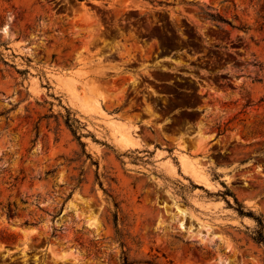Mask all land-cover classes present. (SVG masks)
I'll return each mask as SVG.
<instances>
[{
    "label": "rangeland",
    "instance_id": "obj_1",
    "mask_svg": "<svg viewBox=\"0 0 264 264\" xmlns=\"http://www.w3.org/2000/svg\"><path fill=\"white\" fill-rule=\"evenodd\" d=\"M0 264H264V0H0Z\"/></svg>",
    "mask_w": 264,
    "mask_h": 264
},
{
    "label": "trees",
    "instance_id": "obj_2",
    "mask_svg": "<svg viewBox=\"0 0 264 264\" xmlns=\"http://www.w3.org/2000/svg\"><path fill=\"white\" fill-rule=\"evenodd\" d=\"M69 125V124H68ZM234 197V196H233ZM234 199L236 200V198L234 197ZM115 205L117 206V204L115 203ZM240 213L242 214H247V215H250V216H253V213L249 210L247 212H243V211H240ZM254 218L256 220L259 221V218L257 216H254ZM113 219H114V224L116 225L117 224V212L115 211L114 214H113Z\"/></svg>",
    "mask_w": 264,
    "mask_h": 264
}]
</instances>
